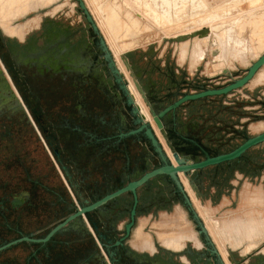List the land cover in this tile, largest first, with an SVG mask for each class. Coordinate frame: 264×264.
<instances>
[{"label":"rangeland","instance_id":"obj_1","mask_svg":"<svg viewBox=\"0 0 264 264\" xmlns=\"http://www.w3.org/2000/svg\"><path fill=\"white\" fill-rule=\"evenodd\" d=\"M118 1L122 2L123 0ZM146 1L153 8L154 13L149 11V5L145 4L147 10H142L143 6L136 0H125V3H131L133 8L147 19L144 20V23L149 28L145 31L137 29L140 35L137 47L122 54V62L128 72L121 60L118 62L127 76L123 74L126 82L129 84L130 80L136 85L150 113L152 109L158 112L186 93L222 87L242 77L247 68L256 60L255 53L243 60L234 54L232 58L236 60L230 61L231 66H229V63L225 64L227 59L225 54L221 55L224 58L221 63L225 64V70L221 69L222 66L216 67V64L220 63V59H217L212 53L214 45L212 36L208 44L209 47L206 46L207 53L203 61L194 68L189 63L190 57L186 61L180 60L181 41L185 38L190 39L191 43H184L182 47L183 50L187 46L189 47L187 50L194 49L192 57L196 56L205 42L197 40V43L195 40L193 43L194 34H188L185 38L175 36L199 30L203 26H211L251 14L264 6L253 7L244 12L239 8L242 7L244 1L251 0H202L205 1L204 3L201 1L203 4H200V0H189L192 3L187 0H179V2L178 0H166V6L175 2L177 5L179 4L176 5L175 10L180 9L175 11L177 14L175 13L174 18H172L173 15L169 18V13L167 15L162 13L160 16L158 9L156 10L154 4L157 3V0ZM180 1L183 5H180ZM87 2L91 9H94L91 0H87ZM153 2L156 3L153 4ZM185 2L187 5L184 4ZM141 4L144 2L141 1ZM57 5L60 7L54 10ZM244 6H247V3ZM33 18L39 19V25L25 38L9 36L0 27V40L3 50L9 53L15 51L17 53L15 59L19 58L21 63L26 59L33 58L34 56H30L29 53L38 50L46 52L50 58H45V55L41 54L37 59H42L45 63L50 60L58 65L54 69L53 74L55 75H52L48 66L29 62L23 63L20 70V74L26 77L34 92L43 98L45 107L46 105L52 107L45 111L46 115L51 116V122L57 124L61 123L64 118L71 115L73 117L77 111H71L68 114V111L59 108V106L80 101L85 103L83 112L86 113L88 123L91 119H99L108 121L114 125V128H131L134 125L133 116L126 103V97L115 85L103 53L95 44L91 26L79 9L77 1L60 0L56 5L15 19L12 24L21 25ZM226 23L228 25V22ZM165 26H168V29L164 30ZM177 26H180L181 30L172 34L171 31H174ZM224 31L217 35L221 39L220 48L224 47L222 44L224 40L220 35L228 31L235 32V29L227 28ZM134 32L137 31L132 30L129 34ZM243 35L248 37L250 28L246 29ZM197 44H200L199 49ZM74 55L80 63L79 70L82 75L74 74L72 76L73 74H70L71 76L62 79L60 73L65 69L64 62L68 60L72 62ZM9 59L13 61V57L10 56ZM248 61L250 62L248 65H243ZM256 78L257 76L245 87L230 94L189 101L177 109L175 117L168 114L164 119L166 134L159 131L169 149L171 150L169 146L171 144L181 156L196 161L204 157L199 146L205 148L211 155H217L231 151L248 137L262 133L264 128L257 130L255 128L264 124V82L256 83ZM7 84L9 92H14L12 87L15 84L10 81ZM1 97H4V102H11L5 91L0 90ZM1 103L0 101V107ZM33 122L26 111L13 114L2 112L0 114V182H19L24 188H30L33 183L37 182L38 186H51L55 191H59L60 188L63 190L65 183L58 170L57 160L49 155V146L46 144L44 135L36 122L35 124ZM141 141V143L132 146L130 151L133 152L134 157H137L140 151L147 152L150 156L152 152L150 144L144 140ZM124 145L118 144L117 150L125 149ZM123 153L115 154L114 151L111 156L104 155L95 161L96 164L94 162L91 164V155L85 154L81 158L82 166L79 169L82 172L81 179L88 177L85 186H95L97 191L101 192L104 186H114L120 178L123 179L126 175L123 170L126 164ZM156 163L157 160L154 158L146 165V168H151ZM187 178L195 193L198 205L201 204L202 208H206L203 209L214 220L225 223L236 218L264 219V142L252 147L240 159L192 172ZM158 181L164 182L163 177H159L157 180L153 179L152 186H157ZM89 183L90 185H88ZM67 192L63 191L68 199L71 195L68 190ZM37 198L46 200L41 204L43 206H39L37 214L39 217L23 215L20 221L11 222L12 228H6L5 239L16 236L15 228L45 233L52 227V224L58 221L62 210L69 205L60 201L57 194L38 193ZM146 200L148 202L150 198L146 197ZM193 205L198 212V206H195L194 203ZM42 210L45 211L42 213ZM48 213L52 214L50 220L49 216L46 217ZM179 213L185 214L188 221L184 229L194 230L198 238L201 239L197 224L191 219L187 209L182 204L175 202L160 208L149 206L148 210L138 218L132 237L126 246L131 248L134 256L144 258L149 262L179 263V251L165 248L156 236L158 231L178 230L177 227L171 226V221ZM127 218L126 215L120 217L117 226H122ZM202 220L204 221L203 218ZM140 227L152 235L157 248L155 252L135 248L136 232ZM215 244L219 248L218 242ZM194 246L191 242L185 244V247L189 248ZM263 247L264 239L248 253L227 245L232 264H259L261 257H264ZM205 248L206 245L203 244L201 249L205 250ZM31 252L32 249L28 245L21 244L1 253L0 262L9 260L12 263L23 264Z\"/></svg>","mask_w":264,"mask_h":264},{"label":"flooded vegetation","instance_id":"obj_2","mask_svg":"<svg viewBox=\"0 0 264 264\" xmlns=\"http://www.w3.org/2000/svg\"><path fill=\"white\" fill-rule=\"evenodd\" d=\"M11 53L3 50V44L0 40V62L9 76V80L4 81L2 74H0V90L7 92L9 100H11V102L7 103L3 101L4 97H1L0 101L2 103L0 109L3 113L10 114L23 113L24 111L29 113L32 122L34 121V124L36 122L44 135L46 144L49 146V155L57 160L56 164H58V170L61 173V178L66 188L64 187L63 190L60 188V190H56V192L51 186H38L39 184L37 182L33 183L30 188H24L19 182H0V246L24 236L35 239L45 238L55 226L65 221L70 215L77 212L79 208L94 203L104 196L124 187L129 181L161 165V160L152 147L150 156L144 151H140L137 157L133 156V152L130 151L132 146L141 143V140L148 142L142 136H130L119 140L118 135L120 133L127 132L137 126L132 125L131 128L128 129L114 128V125L108 121L99 119H91L90 123H88L86 113L83 112L85 107L84 102L77 101L60 105L59 108L68 111V114H70L71 111L77 112L73 117L71 115V118H64L61 123L56 124L51 122V116L46 115L45 111L50 110L52 107L49 105L45 107L43 98L34 92L26 77L20 74V70L24 65L23 63L29 62L40 66L46 65L49 67L52 75H55L53 74L55 72L54 69L58 65L50 60L45 63L44 60L37 59L41 54H44L45 58H50L46 52L34 50L29 53L30 56L34 57L26 59L23 63H21L22 61L19 60V58L17 60L15 59L17 56L15 51ZM10 56L13 57V61L9 59ZM64 66V71L60 73L62 79L71 76L70 74H73L72 76H74V74L82 75V72L79 70L80 63L76 55L73 56L72 62L69 60L64 62ZM9 81L15 84L12 87L14 92H9V86L7 84ZM115 85L118 87L116 83ZM170 114L175 117V114ZM261 128H264V124L257 127V129ZM120 143L123 145L125 144V149L118 151L117 145ZM127 143L129 144L127 145ZM163 146L165 148L164 144ZM165 150L167 151L166 148ZM114 151L115 154L118 152H125L123 153L126 159V164L123 169L126 174L125 177L123 179L120 178L114 186H104L101 192H98L95 186H85L88 177H83L81 179L82 172L79 170L82 166L81 158L88 153L91 155V164H93V162L96 164L95 161L97 159L99 160V158L104 155L111 156ZM167 153L169 154L168 151ZM169 156L172 160V154H169ZM152 157L156 158L157 163L151 168H146V165L154 160ZM135 173H137V175H134ZM77 176L80 177L77 178ZM159 177H163L164 182L161 183L158 181L157 186H152V179L144 186L138 188L135 224L130 235L122 241L121 239L126 236V225L131 221V211L135 204L134 195L131 192H127L112 199L106 205L86 215L71 220L46 242L23 240L0 250V254L18 245L26 244L32 249V252L23 264H154V262L146 261L144 258L141 259L136 255L134 256L131 248L126 246V243L132 237L138 218L148 210L149 206L160 208L177 202L187 209L184 205L182 194L171 182L169 177L162 175L154 179L157 180ZM17 180H19V178H17ZM88 185H90V183ZM67 190L72 199L70 196L68 199L65 197L63 191L67 192ZM186 191L189 193L193 202L191 192H193L195 196L194 191L192 188L191 192H189L187 188ZM38 193L57 194L60 201L69 205L62 210L61 217L56 223L52 224V227L45 233H36L25 231L21 228H15L16 236L5 239L6 228H12L11 222L20 221L23 215L36 216V218L39 217V215H37L39 213V206L46 200L37 198ZM146 197L150 198L148 202ZM43 211L45 210H42V213ZM187 211L192 219L188 209ZM123 215L128 217L127 220L122 226H117L118 219L120 217L122 218ZM48 216L50 217L49 220L52 219L51 213L46 215V217ZM199 236L201 237V235ZM200 240L204 244L202 237ZM118 241H121V243L117 244ZM154 245L156 247L155 241ZM205 250L207 251V247ZM208 254L210 255L209 252ZM211 260L213 264H215L213 256H211ZM0 264L16 263L7 260L0 262Z\"/></svg>","mask_w":264,"mask_h":264},{"label":"bare ground","instance_id":"obj_3","mask_svg":"<svg viewBox=\"0 0 264 264\" xmlns=\"http://www.w3.org/2000/svg\"><path fill=\"white\" fill-rule=\"evenodd\" d=\"M59 1L60 0H0V27L9 36H17V37L23 39V38H25V36L29 32L34 31V29H36L38 27L39 19L33 18L32 20H30L24 24H21V25H13L12 22L15 19L24 17L31 12H35V11H38L40 9L50 7L52 5H56L59 3ZM136 1L138 4L143 6L142 10H147V6L149 5L148 6L149 11L151 10L153 12V10H152L153 8L150 6V4L147 3L146 0H136ZM141 1H143L144 4H141ZM173 1H175V0H173ZM181 1H183V0H181ZM187 1H189V0H187ZM201 1L202 0H200V2ZM206 1H209V0H206ZM85 2L87 4V7L89 8L91 14L95 18L102 34L104 35V37H105V39L109 45V48L113 52V55L115 57V60L117 62V65H118L120 71L122 72V74H124V76H126V74L124 73L121 65L118 62V60H121V62H122V54L124 52L133 50L135 47H137V45L139 43V38H140V35L138 33L139 30H137V29H140V31L147 30V28H149V26L144 23V20H147V19L141 13H139L136 9H134L133 6L131 5V3L130 4L125 3V0H123L122 2H119L118 0H91L92 4L94 6V9H91V6H89V3L87 2V0H85ZM165 2H166V0H157V3L153 2V4L156 3L154 5L157 6V7L155 6V8H156V10L158 9L157 11L160 14V16L162 13H164L165 15H167V13H169V15H170L169 18H171V15H173L172 18H174V15L176 13L175 11L178 10V9L177 10H175V9L177 8V6L179 4L177 5L175 2L170 3V1H169L170 4H167V6H166ZM178 2H179V0H178ZM190 2L191 1H189V3ZM202 2L200 4H203L205 1L203 3ZM246 3H247V6H244V4H246ZM181 4H182V2L180 3V5ZM184 4L187 5V2H185ZM197 4L199 5V3H197ZM219 5H221V4H219ZM262 6H264V0H257V1L251 0V1H246V2L244 1V3L242 4V7L239 9L241 11L247 12V11L251 10V8H253V7L260 8ZM59 7L60 6L57 5L54 8V10H57ZM226 7H227V5H226ZM260 10L253 12L251 14H245V15H242L239 17L232 18L229 21L220 22L217 24H213L211 26H203L199 30H195V31H192V32H189L186 34H180V35L175 36V37H179V38L180 37L185 38V36H187L188 34H194L193 43L195 42V40H196V42H197V40L205 42V43H203L201 48H200V44L196 45L197 47L199 46L198 49L200 48V51H198L199 53L197 52L198 54L196 53L195 57H192V54H193L192 51L194 49L192 51L187 50L189 48L187 46L188 48L186 47V49H184L186 51H184L183 47H182V45L184 43H187V42L191 43V41L189 38L183 39L181 41V45H180V58L186 60L188 57H190V61L193 60V58H194L193 64L191 62H189V63L194 68H196L199 65V63L201 62L204 55L207 53L206 46H208L210 39L213 36L214 45H213V47L211 46L212 47V53L214 54V56L217 59H220V63L216 64V67L222 66L223 68H221V69L225 70V68H226V67L224 68L225 64L227 65V63H229L230 61L236 60V59L232 58L233 57L232 55H234V54H236L238 58L243 60L245 58L253 56L255 53L254 58L258 59L261 56V54L264 53V8H262ZM221 11H223V10H221ZM162 17H164V16H162ZM226 22H228V25H226L227 24ZM167 27L168 26H165L164 28L163 27L162 28L165 30V29H168ZM227 28H233V29H235V32L234 31H230V32L228 31L227 33H224V34L222 33L220 35L222 40H224V41H222V44L224 47L220 48L219 42L221 39H220V37L218 38L217 35L220 34L222 31H224ZM248 28H250V35L248 37H245L243 34H244L245 30ZM150 29L152 30L151 27H150ZM132 30H135L137 32L136 33L134 32L133 34L130 35L129 33ZM180 30H181V27L177 26L174 28V31L172 30L171 32H172V34H174L175 32H178ZM156 31H158V30H156ZM196 46L194 45V47H196ZM176 48H177V45H176ZM194 53H195V51H194ZM221 55H225L227 57V59L225 60L226 63L224 65L221 63L222 59H224L223 56H221ZM215 57H214V59H215ZM249 63L250 62L248 61V62L244 63L243 65H245V64L248 65ZM123 65L125 66L124 63H123ZM229 66H231L230 63H229ZM125 69H126V66H125ZM217 70H218V68H217ZM126 71H127V69H126ZM0 74H2L4 81L9 80V76L6 73L4 66L1 64V62H0ZM262 82H264V68L259 72V74L257 75V78H256V83H262ZM129 88L131 90V93L135 97L137 104L140 106L142 114H144L146 116L148 122L151 121L153 127L155 128V130L159 136L160 131H159V128L157 127V125L154 121L153 115L149 112L146 104L143 102L142 97H141L136 85L134 83L130 82V80H129ZM255 129L257 130V127ZM160 136H161V134H160ZM160 136H159V138H160ZM161 138H162L161 141L165 145V148L167 149L169 154H172L171 150H169V148L166 146L162 136H161ZM172 161L175 163V159L173 157V154H172ZM181 178H182V181L185 184L186 188L189 190V192H191V188H190L191 185L189 183L187 176H185L184 173H181ZM191 194L193 196V202H194L195 206H198L197 207L198 212L199 211L201 212V214H200V212H199V214L204 219L205 225L207 226L209 232L211 230L210 234L213 233V235H214V237H213V235L211 234L213 240L215 242H218L219 247H220L219 251L220 252L222 251L221 254H222L226 264H232V262L230 260V256L228 254L227 245H229L231 248L234 249V244L230 241L237 242V243L243 242L242 244H240V249L242 252L248 253L252 249H254L262 239H264V232H263V234L259 235L256 239L249 238L247 240L245 238H242L239 235L237 237L232 235L231 233L229 235L226 231V229H227L226 228V222L223 224L222 222L220 223L218 220H214L212 218V216L210 217L209 216L210 214L208 215V212L206 210H204L206 208L203 207L204 208L203 209L201 207V204L198 205L197 199L194 196L193 192H191ZM259 220L263 221V219H259ZM161 222H162V220H161ZM186 223H187V221L184 217V214L179 213L177 215V217L173 221H171V226L179 228V227L185 225ZM191 233L192 232L184 234V233H179V232H175V231H172L171 233H165L163 231H158L157 235H158V238L162 242H165L168 245L174 246L175 244H177V242L179 241L180 238H182L185 235L191 236L192 235ZM150 242H151V240H150L149 235L144 233V231L142 229L141 237L136 236L135 243H149L150 244ZM263 251H264V247H263Z\"/></svg>","mask_w":264,"mask_h":264},{"label":"water","instance_id":"obj_4","mask_svg":"<svg viewBox=\"0 0 264 264\" xmlns=\"http://www.w3.org/2000/svg\"><path fill=\"white\" fill-rule=\"evenodd\" d=\"M76 1L79 5V9L84 14L88 24L91 26L92 35L96 38V44L103 53L104 59L107 62V66L110 70V74L114 82L118 85L119 90L126 97V103L130 107V112L131 115L133 116V124L137 126L136 128H133L127 132L120 133L118 135L119 140L130 136H142L150 143L155 153L159 156L161 160V165L150 171L145 172L140 177L129 181L127 184L124 185V187L104 196L103 198L95 201L94 203L79 208L77 212L70 215L65 221L55 226L45 238L35 239V238H30L28 236H24L22 238L9 241L6 244L0 246V250L10 247L23 240H30L33 242H46L56 232H58L65 225H67V223H69L71 220L79 216L86 215L89 212L94 211L106 205L112 199H115L127 192H131L134 195L135 204L131 211V221L126 225V236L121 239L122 241L130 235L132 228L135 224L136 206L138 203V194H137L138 188L144 186L150 180L158 176L166 175L167 177H169L171 182L177 187L178 191L182 194L184 205L189 210L192 219L196 222L199 235H201L203 242L207 247V251L210 253L211 256L214 257L215 264H226L207 226L202 220L200 214L195 209L192 199L189 196V193L186 191V188L182 182L180 174L184 173L185 176H189L192 172L199 171L210 166H215L225 162H231L240 159L252 147L257 146L264 142V131L255 136L248 137L244 142H242L233 150L225 153H219L217 155H211L205 148L199 146L204 157L203 159L196 161H192L181 156V154L178 151H176L174 147L170 144L169 146L171 148V152L175 159V163H174L171 160L167 151L165 150L152 123L148 122L146 116L142 114L141 108L137 104L135 97L131 93L129 84L126 82L122 72L120 71L117 62L114 58L113 52L109 48V45L105 37L102 35L101 30L97 22L95 21L93 15L91 14L89 8L87 7L85 0H76ZM263 68H264V53L261 54V56L258 59H256L247 68L246 73L242 77L222 87L207 88L194 93H186L159 112L152 109L151 114L153 115L157 127L163 134H166L165 123H164L165 116H167L170 113L175 114L177 109L181 105L189 101L199 100L206 97L222 96V95L230 94L235 90L245 87L250 81H252L257 76V74H259V72ZM121 241H118L117 244H120Z\"/></svg>","mask_w":264,"mask_h":264},{"label":"crops","instance_id":"obj_5","mask_svg":"<svg viewBox=\"0 0 264 264\" xmlns=\"http://www.w3.org/2000/svg\"><path fill=\"white\" fill-rule=\"evenodd\" d=\"M205 55H204V57H205ZM203 58H202L201 62L203 61ZM180 60L186 61L182 58H180ZM190 62L193 64L194 58ZM200 214H201V212H200ZM184 217H185V214H184ZM185 219H186V217H185ZM186 221H187V219H186ZM186 224L179 227L178 230H174V231L179 232V233H184V234L192 232L191 233L192 235L191 236H188V235L183 236L182 238L179 239L177 244H175L174 246L168 245L165 242H162L158 238L157 233H156V236L165 248L172 249L175 251H179L180 262L176 263V264H213V262L211 260V256L208 254V252L206 250L201 249L203 246L202 245L203 243L198 238L197 233L192 229H184L186 227ZM226 228L225 229L229 235H230V233L236 237L239 235L242 238H245L246 240L249 238L256 239L259 235L263 234V232H264V219L262 221V220L255 219V218H251V219L249 218L246 220L236 218L230 222H226ZM142 229H143V227H140L137 230V232H136L137 237L141 236ZM143 231H144V229H143ZM171 232H165V233H171ZM210 232H211V230H210ZM144 233H146V232L144 231ZM146 234H148L150 237V240H151L150 244L149 243H135L134 242V246L136 248H140V249H144V250H150L151 252H155L156 247L154 245V239L150 233H146ZM211 234L213 235V233H211ZM213 237H214V235H213ZM187 242H191L195 246L192 248L185 247V244ZM230 242H232L234 244V249H238V248L240 249V244L243 243V242L237 243V242H233V241H230ZM221 253H222V251H221ZM154 264H162V263L160 262V263H154ZM163 264H165V263H163ZM259 264H264V257H261V261Z\"/></svg>","mask_w":264,"mask_h":264}]
</instances>
